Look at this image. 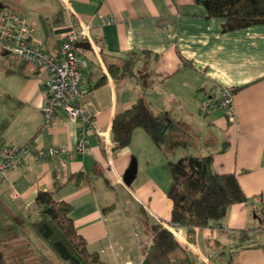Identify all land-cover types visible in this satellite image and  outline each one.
Instances as JSON below:
<instances>
[{"label":"crops","instance_id":"obj_1","mask_svg":"<svg viewBox=\"0 0 264 264\" xmlns=\"http://www.w3.org/2000/svg\"><path fill=\"white\" fill-rule=\"evenodd\" d=\"M0 4L32 23V42L54 55L61 53L62 27L88 25L90 38L81 41L89 46H78L85 89L81 103L95 119L86 153L70 159L20 154L17 166L0 177V200L17 213L12 226L0 225L6 233L0 254L23 256L27 264H67L58 262L49 246L15 245L16 230L34 236L30 211L35 196L51 188L56 175L61 182L57 198L71 203L77 231L106 264L142 263L150 241L145 221L163 224L179 241L172 264H264V223L257 212L264 204V24L222 31V19L208 16L198 0ZM110 66L118 68L116 75ZM44 76L36 64L0 45V145L29 144L33 151L75 147L80 120L58 109L51 124L43 125ZM218 86L233 89L231 111L204 106ZM137 101L163 121V142L158 146L138 127L128 146L113 151V118ZM185 154H212L213 169L235 173L250 200L231 204L224 218L191 232L169 224L168 161ZM133 157L137 172L127 185L123 174ZM79 171L88 182L77 185L69 179Z\"/></svg>","mask_w":264,"mask_h":264},{"label":"trees","instance_id":"obj_2","mask_svg":"<svg viewBox=\"0 0 264 264\" xmlns=\"http://www.w3.org/2000/svg\"><path fill=\"white\" fill-rule=\"evenodd\" d=\"M210 17L222 19V31L264 24V0H198ZM116 75L118 70L110 66ZM100 84V81L97 83ZM141 127L160 146L164 138V123L152 114L142 101L116 112L112 122V150L128 146L133 131ZM1 146V145H0ZM213 155L185 154L168 161L170 183L167 195L172 201L169 224L187 227H204L213 220L224 218L231 204L249 201L233 172L220 173L213 169ZM75 184L88 182L84 171L69 177ZM61 182L55 175L51 188L38 190L35 196L37 217L30 221L37 234L63 260L71 264H106L97 250L89 248L88 241L80 234L70 215L71 203L57 198ZM145 216V210L140 207ZM264 223V204L258 207ZM145 230L150 231V241L141 264H172L171 253L180 243L173 232L161 223L145 221Z\"/></svg>","mask_w":264,"mask_h":264},{"label":"built area","instance_id":"obj_3","mask_svg":"<svg viewBox=\"0 0 264 264\" xmlns=\"http://www.w3.org/2000/svg\"><path fill=\"white\" fill-rule=\"evenodd\" d=\"M88 25L76 28L73 24L60 29L61 53L54 55L32 42L34 25L8 6L0 4V45L22 60L36 64L45 74V99L42 107L43 125L49 126L58 109H63L69 118L80 120L78 141L75 147L49 146L31 148L29 144L0 146V176L17 166L20 154L34 152L41 158L70 159L76 152L86 153L90 149L89 132L95 130L93 113L81 103L85 93L82 87L83 70L79 59L77 42L89 39ZM210 97L204 103L206 108L218 106L231 111L233 89L229 86L212 87Z\"/></svg>","mask_w":264,"mask_h":264},{"label":"rangeland","instance_id":"obj_4","mask_svg":"<svg viewBox=\"0 0 264 264\" xmlns=\"http://www.w3.org/2000/svg\"><path fill=\"white\" fill-rule=\"evenodd\" d=\"M135 158V157H134ZM136 159V158H135ZM1 177V176H0ZM115 189V192L118 193V196H120V190H119V186L113 188ZM117 190V191H116ZM2 199V198H0ZM117 202V205L120 206L122 208V201H116ZM13 209V207H9L8 204H7V201H1L0 200V225L1 226H12L10 224H12V216L13 215H16L17 213L14 212V213H11V210ZM30 215H32L33 217H37V210H36V206L32 207L31 211H30ZM3 224V225H2ZM141 225V228L138 229L141 233L143 231L142 227L143 225ZM16 226V225H15ZM17 227V226H16ZM33 229V228H32ZM4 230H0V242L3 241V239H5V236H6V233L5 231L3 232ZM18 235L20 234V236L16 239L17 243L15 244L17 247H25V248H30V249H35L36 247H38L39 245H44V246H49L45 240H43L38 234L37 232L33 229L32 230V234L34 236L32 237H28L27 234L25 235L24 233H20L19 231L21 230H16ZM19 232V233H18ZM7 240V239H6ZM21 240H25L22 245H21V242H18V241H21ZM21 246H20V245ZM1 246V245H0ZM50 247V246H49ZM50 249V248H49ZM12 250V249H11ZM10 250V251H11ZM36 254H33V257H35ZM56 256V255H55ZM58 257V256H57ZM38 259H41V257H38ZM43 259V258H42ZM58 262H62V261H65V263L67 264H71L69 263L68 261L66 260H63L61 258H56ZM49 261V260H48ZM27 264V262L25 261L24 257L23 256H19L17 254H13V255H10V253L8 254H0V264Z\"/></svg>","mask_w":264,"mask_h":264},{"label":"water","instance_id":"obj_5","mask_svg":"<svg viewBox=\"0 0 264 264\" xmlns=\"http://www.w3.org/2000/svg\"><path fill=\"white\" fill-rule=\"evenodd\" d=\"M76 45L79 47L80 46H86V47L89 46L88 42H84V41H79L76 43ZM136 172H137V161L133 157L131 160V163L126 168V170L123 174V180L127 185H129L133 181V179L135 178Z\"/></svg>","mask_w":264,"mask_h":264}]
</instances>
